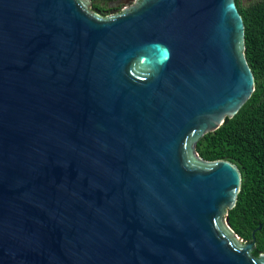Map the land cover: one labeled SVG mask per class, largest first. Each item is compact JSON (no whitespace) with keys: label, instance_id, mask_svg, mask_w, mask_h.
I'll use <instances>...</instances> for the list:
<instances>
[{"label":"water","instance_id":"1","mask_svg":"<svg viewBox=\"0 0 264 264\" xmlns=\"http://www.w3.org/2000/svg\"><path fill=\"white\" fill-rule=\"evenodd\" d=\"M245 49L236 0H0V264H264L241 169L197 150L256 89Z\"/></svg>","mask_w":264,"mask_h":264},{"label":"trees","instance_id":"2","mask_svg":"<svg viewBox=\"0 0 264 264\" xmlns=\"http://www.w3.org/2000/svg\"><path fill=\"white\" fill-rule=\"evenodd\" d=\"M244 1L236 3L245 23V53L256 89L234 117L200 139L197 150L207 160H230L241 169L242 188L236 206L228 211L229 223L247 242H254L255 232L253 255L259 257L264 254V0Z\"/></svg>","mask_w":264,"mask_h":264},{"label":"rangeland","instance_id":"3","mask_svg":"<svg viewBox=\"0 0 264 264\" xmlns=\"http://www.w3.org/2000/svg\"><path fill=\"white\" fill-rule=\"evenodd\" d=\"M85 2L91 11L97 12L95 7H98L96 5H99L105 11H107V16H111L122 12L126 8H129L132 4L137 2V0H85ZM244 2L247 3L248 0H245Z\"/></svg>","mask_w":264,"mask_h":264},{"label":"flooded vegetation","instance_id":"4","mask_svg":"<svg viewBox=\"0 0 264 264\" xmlns=\"http://www.w3.org/2000/svg\"><path fill=\"white\" fill-rule=\"evenodd\" d=\"M95 10H96L98 13H100V11H99V8H98V7H95Z\"/></svg>","mask_w":264,"mask_h":264}]
</instances>
